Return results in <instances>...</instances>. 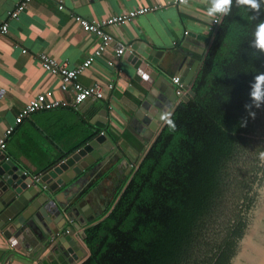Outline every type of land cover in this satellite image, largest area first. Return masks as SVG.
Wrapping results in <instances>:
<instances>
[{
	"label": "trees",
	"instance_id": "16d2710c",
	"mask_svg": "<svg viewBox=\"0 0 264 264\" xmlns=\"http://www.w3.org/2000/svg\"><path fill=\"white\" fill-rule=\"evenodd\" d=\"M256 3L258 11L232 0L193 80L194 97L175 104L109 212L84 229L80 264H188L264 120V105L254 119L244 108L264 72L255 46L264 0Z\"/></svg>",
	"mask_w": 264,
	"mask_h": 264
},
{
	"label": "crops",
	"instance_id": "0c3cea01",
	"mask_svg": "<svg viewBox=\"0 0 264 264\" xmlns=\"http://www.w3.org/2000/svg\"><path fill=\"white\" fill-rule=\"evenodd\" d=\"M19 1L0 0V24H8L6 34L0 36V137L5 129L12 128L2 153L31 177L40 174L62 153L81 147L93 128L82 118L79 110L61 107L34 112L15 124L21 109L37 94L49 91L51 94L46 96L47 101L54 99L71 103V94L58 88L59 78L40 70L38 55L45 54L57 63L65 64L68 69H75L91 56L97 41L74 24L73 16L99 21L139 8L159 7L129 22L104 29L111 36V43L103 55L95 57L92 64L77 75L76 80L83 86L109 84L112 88L104 91L101 100L88 99L82 107L87 113H94L101 106L126 110L123 103L134 102L135 96L142 91L132 80L133 72L123 53L115 57L119 47L125 51L136 44L159 52L153 68L159 74L167 72L171 82L172 77H177L173 75L172 66L178 56L176 52L183 50L189 53L190 50L194 52L192 59L202 61L203 56L196 52L202 50L199 46H204L206 53L212 39L211 17L207 14L212 2L204 0H186L182 4H175L173 0H31L17 19L8 20L7 14ZM59 5L61 9H58ZM174 106L159 124L157 132ZM133 127L123 120L111 121L104 130L106 137L120 146L117 150L120 149V153L131 161L120 166L113 177L103 181L104 189L109 193L102 192L104 200L100 203L106 201L111 205L117 190L127 181L138 158L156 136L153 134L151 140L142 145L133 137L135 135L143 141ZM109 197H112L111 202ZM52 244L36 259L14 254L7 260L8 254L3 252L5 246L0 239V264H70L68 255H62V250L55 253Z\"/></svg>",
	"mask_w": 264,
	"mask_h": 264
},
{
	"label": "water",
	"instance_id": "95a60500",
	"mask_svg": "<svg viewBox=\"0 0 264 264\" xmlns=\"http://www.w3.org/2000/svg\"><path fill=\"white\" fill-rule=\"evenodd\" d=\"M200 48L196 53L204 57V46ZM188 51L176 52L172 64L173 75L186 89V95L176 101L168 73L159 74L153 68L159 52L136 44L125 50L132 80L142 91L134 102L123 103V111L101 106L87 113L82 108L87 100L80 104V115L93 127L89 139L74 151L62 153L37 180L0 152V239L7 260L14 254L36 259L52 242L54 252L62 250L70 264H80L88 256L82 247L81 227L106 216L109 205L100 200H104L102 192H109L103 181L131 161L104 130L111 121L123 120L141 135L143 141L133 137L142 145L157 135L172 105L194 97L191 87L203 60L192 59L194 52ZM260 152H264V120L188 264H264V161Z\"/></svg>",
	"mask_w": 264,
	"mask_h": 264
},
{
	"label": "built area",
	"instance_id": "2783aa9c",
	"mask_svg": "<svg viewBox=\"0 0 264 264\" xmlns=\"http://www.w3.org/2000/svg\"><path fill=\"white\" fill-rule=\"evenodd\" d=\"M30 1L31 0H20L16 7L7 14V19H17V17ZM185 1L186 0H173V3L182 4ZM58 9H61L60 5L58 6ZM158 9V6L139 8L133 11L122 12L115 16L106 17L99 21L87 20L78 15L73 16L74 24L77 25L83 33L92 35L97 41L96 48L94 49L91 56L86 58L75 69H68L65 64H59L45 54L38 55L40 70L49 76L59 78L60 82L58 88L62 92H69L71 94V103L68 104L54 99L47 101L46 96L49 97L51 94L49 91L37 94L35 97L30 99L21 109L20 113L15 118V124L17 125L21 123L23 119L27 118L30 114L37 111H44L57 107L69 108L73 111H78L80 104L88 99L101 100L104 96V91L110 90L112 88L111 85L93 84L89 86H83L78 83L76 79L79 73H81L92 64L95 57L101 56L105 53V48L111 43V36L106 33L104 29L111 26L121 25L125 22L133 20L137 16L146 14L148 12H153ZM222 15L223 14L218 13L214 17H211L210 29L212 31V35L216 27L220 23ZM7 26V22H3L2 24H0V36L6 34ZM123 51L124 49L122 47H119L115 52V57L118 58L119 56H121ZM171 84L174 85V95L176 97V101H179L181 97L186 95L185 86L182 83H179L178 77H172ZM11 133L12 128L9 127L5 129L4 133L0 137V152L4 150L5 141ZM37 178L38 175H34L31 177L32 180H37ZM82 247L86 252L85 247Z\"/></svg>",
	"mask_w": 264,
	"mask_h": 264
},
{
	"label": "clouds",
	"instance_id": "9594fccd",
	"mask_svg": "<svg viewBox=\"0 0 264 264\" xmlns=\"http://www.w3.org/2000/svg\"><path fill=\"white\" fill-rule=\"evenodd\" d=\"M240 5L248 6L253 10H259V5L256 3V0H238ZM232 6V0H212V6L208 9V16L214 17L216 14L227 15L228 11ZM256 48L264 51V21L260 22L256 26ZM250 103L244 105L245 111L248 112V115L255 118L256 113L253 109H259L264 105V72H260L253 79V82L250 84ZM169 125L175 127L171 120L168 121ZM247 120L245 119V125ZM259 158L261 161H264V152L259 153Z\"/></svg>",
	"mask_w": 264,
	"mask_h": 264
},
{
	"label": "rangeland",
	"instance_id": "374dc122",
	"mask_svg": "<svg viewBox=\"0 0 264 264\" xmlns=\"http://www.w3.org/2000/svg\"><path fill=\"white\" fill-rule=\"evenodd\" d=\"M140 157H141V155H140ZM140 157L138 158V160L140 159Z\"/></svg>",
	"mask_w": 264,
	"mask_h": 264
},
{
	"label": "flooded vegetation",
	"instance_id": "af4514ba",
	"mask_svg": "<svg viewBox=\"0 0 264 264\" xmlns=\"http://www.w3.org/2000/svg\"><path fill=\"white\" fill-rule=\"evenodd\" d=\"M105 203H106V201H104ZM107 205H108V203H107Z\"/></svg>",
	"mask_w": 264,
	"mask_h": 264
}]
</instances>
